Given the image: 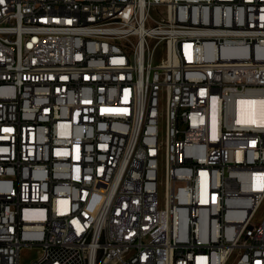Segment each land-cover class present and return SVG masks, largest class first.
<instances>
[{
    "label": "built area",
    "instance_id": "2783aa9c",
    "mask_svg": "<svg viewBox=\"0 0 264 264\" xmlns=\"http://www.w3.org/2000/svg\"><path fill=\"white\" fill-rule=\"evenodd\" d=\"M245 97L264 0H0V264H264Z\"/></svg>",
    "mask_w": 264,
    "mask_h": 264
},
{
    "label": "bare ground",
    "instance_id": "6f19581e",
    "mask_svg": "<svg viewBox=\"0 0 264 264\" xmlns=\"http://www.w3.org/2000/svg\"><path fill=\"white\" fill-rule=\"evenodd\" d=\"M178 21H185V14H178ZM239 117L252 122L264 123V98H242L239 104ZM119 157H128V150H119ZM264 199H261V207ZM42 253V246H35ZM249 255L248 246H227L226 258H233L235 264H244ZM121 264H131V256L121 257Z\"/></svg>",
    "mask_w": 264,
    "mask_h": 264
},
{
    "label": "rangeland",
    "instance_id": "374dc122",
    "mask_svg": "<svg viewBox=\"0 0 264 264\" xmlns=\"http://www.w3.org/2000/svg\"><path fill=\"white\" fill-rule=\"evenodd\" d=\"M259 215L262 216L264 214V203L262 204L261 209L259 210ZM38 252L37 249H35V251L32 250H28L27 248H23L20 254V262L21 264H28L29 260L31 259V257H33L34 255H36ZM233 260V258H231ZM229 264V263H228Z\"/></svg>",
    "mask_w": 264,
    "mask_h": 264
}]
</instances>
